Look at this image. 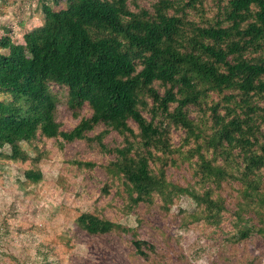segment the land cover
Segmentation results:
<instances>
[{
  "label": "trees",
  "instance_id": "obj_1",
  "mask_svg": "<svg viewBox=\"0 0 264 264\" xmlns=\"http://www.w3.org/2000/svg\"><path fill=\"white\" fill-rule=\"evenodd\" d=\"M142 1L42 0L44 20L24 42L0 37V161H30L26 180L38 183L40 156L25 145L83 140L109 157L102 192L122 185L128 209L169 210L189 195L220 225L227 207L217 191L238 183L239 224L227 242L264 233V0H210L213 15L209 0ZM61 104L75 116L88 105L92 114L65 130ZM174 130L182 132L178 147ZM114 131L121 145L105 141ZM180 163L204 191L168 178ZM76 224L89 235L127 234L146 259L156 252L135 227L94 212ZM253 256L238 262L255 264Z\"/></svg>",
  "mask_w": 264,
  "mask_h": 264
},
{
  "label": "rangeland",
  "instance_id": "obj_2",
  "mask_svg": "<svg viewBox=\"0 0 264 264\" xmlns=\"http://www.w3.org/2000/svg\"><path fill=\"white\" fill-rule=\"evenodd\" d=\"M149 5L152 0H144ZM42 0H0V37L9 35L16 43L24 34L43 22ZM208 14L215 7L209 0ZM0 52L7 49L0 48ZM85 105L75 116L67 105L59 106L57 115L65 130L72 129L82 117L91 116ZM197 112H192L196 117ZM134 126L135 124L132 123ZM182 132L174 130L172 142L178 147ZM110 146L121 145L123 137L116 131L107 135ZM33 156H40L43 179L26 180L30 161H0V264H240L239 257L249 254L264 264V233L232 246L227 242L239 221L238 183H224L217 191L226 199V210L220 225L208 223L189 195L177 198L169 210L159 204H140L130 210L123 186L102 188L108 176L102 164L109 157L86 141L77 140L64 147L55 138H43L25 145ZM96 161L94 168L79 166V161ZM168 178L183 186L205 187L193 177L189 164L167 168ZM94 212L118 223L135 227L139 237L153 242L156 252L146 259L137 255L127 234L89 235L76 224L82 212ZM196 214H195V213ZM197 217V218H195ZM246 223L240 226L246 228Z\"/></svg>",
  "mask_w": 264,
  "mask_h": 264
}]
</instances>
